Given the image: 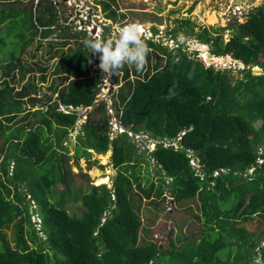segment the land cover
Returning <instances> with one entry per match:
<instances>
[{"label":"trees","instance_id":"1","mask_svg":"<svg viewBox=\"0 0 264 264\" xmlns=\"http://www.w3.org/2000/svg\"><path fill=\"white\" fill-rule=\"evenodd\" d=\"M95 5L106 20L98 37L113 38L111 26L122 24L125 13L109 0ZM58 11L53 0L0 1V52L11 45L0 63V264H264V0L227 26L226 41L217 28L215 35L207 27L196 32L185 17L166 33L173 48L161 37L141 36L148 47L142 70L122 65L108 99L97 96L100 70L90 68L98 56L84 45L91 34ZM52 33L49 46L67 49L49 54L56 58L53 77L39 96L33 67L20 57L34 37ZM189 35L214 55L229 56L235 73L205 65L185 45ZM253 65L261 72L253 73ZM37 69L44 82L46 68ZM87 107L74 157L90 165L92 151L110 150L109 186L90 183L86 173L81 183L66 151L57 152L80 118L78 109ZM111 116L154 147L139 150L126 131L110 138ZM142 162L154 163L155 180L142 184L136 172ZM164 191L167 213L193 199L199 211L190 214L199 225L188 236L181 233L187 218L174 222L179 245L172 228L162 246L141 221L143 206L167 208Z\"/></svg>","mask_w":264,"mask_h":264},{"label":"rangeland","instance_id":"2","mask_svg":"<svg viewBox=\"0 0 264 264\" xmlns=\"http://www.w3.org/2000/svg\"><path fill=\"white\" fill-rule=\"evenodd\" d=\"M6 1V0H0ZM11 1V0H10ZM21 4L26 6L35 5L37 0H18ZM112 5L117 6L118 10L125 13V20L120 23H113L111 26V34L113 38L119 32L121 27L127 25H136L140 36L153 38L161 37L164 43L170 48H173L174 40L170 35L166 33L176 26L175 19L177 18H189L193 24V29L198 32L201 28H209L210 34L215 35L217 30L222 34V40L226 41L230 35V29L227 26L235 21H242L245 18L247 11L256 5H259L263 0H109ZM53 3L58 7V13L60 19L66 18L67 21H70L76 28L85 27L88 30L89 34L92 37H98L102 31V25L105 23V18H103V13L100 10L99 5H95V0H53ZM109 21V20H108ZM155 26L158 31L154 35L151 31V27ZM5 34L4 28L0 25V36ZM166 35V36H165ZM6 40V39H5ZM10 38H7V42ZM55 35L52 33L46 38H41L36 36L33 38L32 42L26 48V51L21 55L20 59L33 67V72L35 74L34 82L41 85L39 90V96H43L44 92H47V86L51 81L53 64L56 60L55 57L48 58L49 54L54 52L56 48L66 51L67 45H57L49 43L54 42ZM178 40H184V36L179 34ZM185 45L188 46L189 51H196L197 56L205 63V65L215 66L217 68H225L231 73H235L233 69L235 64L232 59L227 55L216 56L210 51L209 44H202L196 39L195 35L187 36L185 40ZM11 45L8 43L3 50L0 52V63L6 60V49H10ZM43 66L46 68L44 71L46 74V79L44 82H39L38 76L39 71L37 66ZM98 67V63L94 64L90 69ZM241 66H239L240 68ZM99 68V67H98ZM100 70V69H99ZM253 73L258 74L261 72L259 66L253 65L251 67ZM119 69L116 73H112L107 76L105 79V74L100 70L101 83L100 87L97 90V96L101 98L108 99V93L111 88L115 87L113 85L114 79L119 78ZM90 107L78 109V114L80 118L78 122L74 125L72 129L67 133L65 138H62L60 141L61 146L56 147L57 152H65L68 156V164L70 169L75 175L80 179V182L83 183L84 180L79 178L81 174L86 173L90 183L96 184L98 182L106 183L110 185V178L115 174V169L112 166L110 160V150H107L105 153H96L91 152L89 160L91 164L88 165V161L84 156L78 157L75 160L74 154L77 149V137L76 135L80 133V124L86 120L88 114L91 113ZM113 113L112 108L109 110ZM97 116V114L91 115ZM114 119V118H112ZM111 119V120H112ZM113 121V120H112ZM130 134V133H129ZM128 134V135H129ZM114 135V134H113ZM130 140L134 141L135 145L139 147V150L143 151V145H145L146 140L144 137L131 135L128 137ZM154 146L149 143V150ZM62 148V149H61ZM101 165V167H100ZM156 166L154 163L147 164L142 162L140 169L136 172L141 178L142 184L146 179L155 180L157 172L155 171ZM250 168L247 170L249 173ZM166 196L165 204L167 208L163 210H154L152 207L150 211L145 210L143 206V211L141 212V221L144 225L148 226V231L151 233V236L154 240L158 241L162 246L167 245V232L172 228L170 234L171 238L175 241L177 235V229L175 228L174 222L179 221L181 218L186 217L187 222L184 223L181 227V233L186 236L189 235V232L197 231L199 224L194 223V218L190 216L191 213H198V208L194 206V199L189 201L187 205L183 207L177 206L175 212L167 213L165 210H168V203L170 195L168 191H164ZM69 211H77V206H80V201H75L70 203ZM145 205V204H144ZM33 207L31 204L30 208ZM149 208V206H148ZM157 213L153 222H151L154 214ZM189 215V217H187ZM31 221L34 224L35 230L39 229V219L32 215ZM38 234L40 232L38 231ZM8 239L12 242V233L11 230H7ZM30 242V241H29ZM176 244L177 241H175ZM30 244H32L30 242ZM179 245V244H178Z\"/></svg>","mask_w":264,"mask_h":264},{"label":"clouds","instance_id":"3","mask_svg":"<svg viewBox=\"0 0 264 264\" xmlns=\"http://www.w3.org/2000/svg\"><path fill=\"white\" fill-rule=\"evenodd\" d=\"M84 45L98 56V67L105 74V79L125 63L142 70L148 54V47L137 26L132 24L121 27L115 38L89 37Z\"/></svg>","mask_w":264,"mask_h":264},{"label":"built area","instance_id":"4","mask_svg":"<svg viewBox=\"0 0 264 264\" xmlns=\"http://www.w3.org/2000/svg\"><path fill=\"white\" fill-rule=\"evenodd\" d=\"M61 109L64 110V111H66L64 108H61ZM68 109H69V110H73L74 108H73L72 106H68ZM109 110H110V108H108V112L111 113ZM80 115H82V114H80ZM112 118H114V119H112ZM111 119H112L113 121H112ZM109 130H110V131H109L108 135H109L110 138L113 137L115 134H117V133H122V132H124V131H126L127 134L130 133L129 135H132L131 132L125 130V129L119 124V122L115 119V117H113V116H111V118H110V129H109ZM113 134H114V135H113ZM134 135L140 137L139 139H141V137H144V139L146 140L145 146L148 147V149H149V143L152 144V145L154 146V142H153L151 139H148L147 136H146L145 134H134ZM176 146H177V145L174 144V147H176ZM151 149H152V148H151ZM189 162H190V164H191L192 166H196V162H195L194 159H190ZM250 170H251V168H250ZM37 219H38V218H37Z\"/></svg>","mask_w":264,"mask_h":264}]
</instances>
